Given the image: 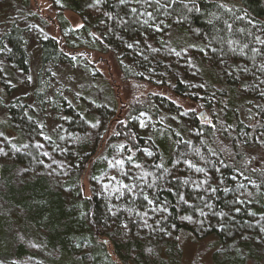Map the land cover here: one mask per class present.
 Instances as JSON below:
<instances>
[{"label": "trees", "instance_id": "obj_1", "mask_svg": "<svg viewBox=\"0 0 264 264\" xmlns=\"http://www.w3.org/2000/svg\"><path fill=\"white\" fill-rule=\"evenodd\" d=\"M56 1L83 19L81 32L113 57L124 83L157 91L132 96L124 116L112 88L101 91L99 72L90 74L87 94L73 93L55 74L68 71L78 82L74 51L51 36L37 42L30 95L2 79L1 156L8 164L0 174V227L10 243L0 264H59L65 257L100 264L97 253L109 247L113 264H174L186 233L215 239L213 264H264V44L256 39L264 40V0H176L160 9L154 2ZM19 23L0 38V57L13 74L32 63ZM119 159L128 176L110 166ZM117 181L136 187L129 192ZM13 224L22 238L13 237ZM42 244L47 261L40 260Z\"/></svg>", "mask_w": 264, "mask_h": 264}, {"label": "rangeland", "instance_id": "obj_2", "mask_svg": "<svg viewBox=\"0 0 264 264\" xmlns=\"http://www.w3.org/2000/svg\"><path fill=\"white\" fill-rule=\"evenodd\" d=\"M56 0H0V38L9 31L10 23L15 20L20 22L22 27H26L25 37L28 40V48L31 53L32 63L28 72L16 71L13 74V68L0 57V82L4 79L5 83H18V93L29 95L32 93L33 83L39 69V52H38V40L43 37H53L57 40L63 39L68 49L74 51L75 56V68L79 71L78 82L73 81L68 77V71L62 73L56 72L55 77L61 81L62 87H70V91L73 93L87 94L86 83H88L90 74L99 72L105 83L101 87L103 93L109 91L110 87L115 95L119 99V113L120 116H124L126 111V103H129V99L132 96H141L147 93H155L157 89L150 87L146 83L140 81H131L124 83L119 66L108 53H100L97 49V41L94 37L88 33L81 32L84 23L83 19L75 12L70 10H61ZM13 17V20L11 19ZM93 48H96L93 50ZM89 53V54H88ZM77 56V57H76ZM6 76V77H4ZM10 81V82H9ZM109 88V89H108ZM166 93L167 90H163ZM5 93L4 89L0 85V94ZM32 98V97H31ZM184 107L188 110H196L198 113H202L203 109L199 108L197 104L187 102ZM221 117H225L220 108ZM250 112L246 113V118L249 119ZM7 119L6 112L0 109V122L5 123ZM206 120L205 118H203ZM211 119V118H210ZM147 118H142L141 123H145L147 129L150 126L146 123ZM0 128L6 127L0 125ZM3 131L0 130V174L1 169L8 163L2 159V144L4 143ZM90 169L86 172V176L83 178V184L86 189V193H89ZM2 185L0 183V190ZM1 203V201H0ZM2 205V204H1ZM5 228L0 227V262H4L8 259L6 245L10 243L9 234L6 233ZM19 226L13 224V237L17 234L19 238H22L18 234ZM10 233V232H9ZM7 235V239H6ZM83 241L85 243L90 242L88 233L82 232ZM43 241V239H42ZM215 239L210 237L204 240H199L194 236L186 233L180 239V246L182 247L183 254L178 263L174 264H213V254L217 250V246H214ZM43 245V251L40 252V260L47 261L50 259L49 252ZM100 264H113L115 263V257L111 252V248L108 251L100 250L97 253ZM59 264H70L69 260L65 257Z\"/></svg>", "mask_w": 264, "mask_h": 264}, {"label": "snow or ice", "instance_id": "obj_3", "mask_svg": "<svg viewBox=\"0 0 264 264\" xmlns=\"http://www.w3.org/2000/svg\"><path fill=\"white\" fill-rule=\"evenodd\" d=\"M120 2L122 4H124V3H136V4L144 3V4H148V6H151L152 3L154 2L156 4V6H157V9H160V8H167V7L171 6L172 4H175L176 0H168V3H166V4H161V0H120ZM185 7H187V5H185ZM220 7L223 8L224 6L220 5ZM191 10L192 9L190 8L189 11H191ZM196 11H200V9H196ZM226 11L231 12L232 10L231 9H226ZM130 12L132 14H137L138 13V9L135 8V7H132V8H130ZM140 14L141 15H147L149 18H153V14L151 12H145V13H140ZM217 19H219V17H217ZM144 23L147 24L148 21L145 20ZM225 23L227 24V22H225ZM227 28L229 30H231L232 25L231 24H227ZM157 30H160V29H157ZM240 31H243V29H240ZM256 39L259 41V43L264 44V40H260L259 37H257ZM229 43L230 44L231 43H235V41H229ZM129 47H132V45H129ZM244 47H247V45H244ZM253 51H258V50L257 49H253ZM176 54L180 55V53H176ZM141 126H144L143 123L141 124ZM93 127H95V125H93ZM37 147H40V145H37ZM147 154L148 155H152L151 152H148ZM45 155H48V153H45ZM127 159H128L129 162H131L132 157L129 156ZM185 163H187L189 165V167H195V165H193L191 163V161H185ZM125 164H126V161L124 159L116 160L115 164H111V162H110V166L119 167V169L122 170V175L128 176L129 173L126 170H124L125 169ZM135 167L140 168L141 166L139 164H136ZM157 167H163V165H157ZM196 171L203 172L204 169L203 168H196ZM147 175H149V174L148 173H144V175L141 176L140 179L143 180ZM111 179L115 181L116 177L113 176V177H111ZM117 183L121 184V188L127 189L129 192H132L133 189L136 187V185H131L130 186L128 184H123V183H121L119 181H117ZM149 187H151V185H149ZM116 190L120 191V188H118ZM141 195L143 196L144 200L148 201L149 204H153V201L149 200L147 195H143V192H141ZM153 210H155V209H153ZM184 219L190 220L191 217H184Z\"/></svg>", "mask_w": 264, "mask_h": 264}]
</instances>
